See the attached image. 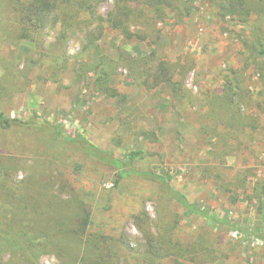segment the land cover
<instances>
[{"label": "rangeland", "instance_id": "rangeland-1", "mask_svg": "<svg viewBox=\"0 0 264 264\" xmlns=\"http://www.w3.org/2000/svg\"><path fill=\"white\" fill-rule=\"evenodd\" d=\"M100 1L96 12L107 19L117 0ZM5 3L2 31L15 28ZM165 12L150 24L132 19L128 36L98 22L72 33L58 16L37 42L0 44V111L21 121L0 130L1 228L36 241L41 226L58 231L52 213L64 206L72 216L83 208L93 223L87 239L42 232L47 247L32 251L39 264H84L86 240L102 233L129 244L117 264H264V139L236 132L239 120L224 126L222 109L208 107L209 97L226 93L264 127L257 17L223 16L209 0H173ZM163 64L170 83L143 81ZM171 83L187 93L176 96ZM77 135L126 163L138 153L125 166L131 175L120 181L117 167L67 140ZM153 174L168 177L205 215L185 208ZM149 237L168 241L157 242L159 255L147 251ZM27 249L9 247L3 264H24Z\"/></svg>", "mask_w": 264, "mask_h": 264}, {"label": "trees", "instance_id": "trees-1", "mask_svg": "<svg viewBox=\"0 0 264 264\" xmlns=\"http://www.w3.org/2000/svg\"><path fill=\"white\" fill-rule=\"evenodd\" d=\"M6 1L13 8L16 30H14L15 28H12L2 31L0 22V44L7 41L9 38L12 39V37H16L20 40H30L33 42H37L38 40H36V37L38 35H40L47 27L51 26L52 24H57H55V22L59 20L58 16H61L62 18V20L59 21H62L65 31H71L73 33L76 32L79 28L86 29L89 31L90 27L94 23L98 22V27H100V29H103L105 25H112L115 29L122 31L125 35L128 36L131 34L132 19L140 23L141 20H145L147 24H150L151 22H153V16L163 17L166 14L165 9L171 5V1L173 0H117L116 10L107 19L98 16V13L96 12V4L99 3L100 0ZM209 1L213 3L215 9L220 12V14H222L223 16H226L228 14H238L241 17L242 21H244L245 23H248L250 21L251 16H256L257 20L252 22V27L255 29L256 32H259L261 38L259 40V37L257 36L258 38L255 42V45L258 49V53L260 52L262 53V55H264V38H262L261 36V29L263 27L262 24L264 23V0ZM7 3H5V6ZM3 6L4 5L0 4V7ZM11 31L14 32L12 34H9V32ZM99 32L103 33V31ZM89 33H91V41L96 39V34L94 31H90ZM168 68V66L163 64L159 66L158 71L150 72L146 75L142 74L141 77L143 81L147 83L150 81L151 75H153L152 77H155L156 84H160L164 82V80L170 83L171 71ZM171 85L176 91V96L181 97L182 94L185 95L187 93L186 89L181 83H171ZM228 85L230 86L229 90L236 92V84L229 82ZM209 98L211 100L208 104V107L213 109L212 111L216 109H222L220 112V115H222V118L220 120L221 124H224V126L226 127H232L231 123H234L236 120H239V124L243 125V128H240V126H237L238 128L233 127L237 128L236 132L240 133V135L249 136L253 139H264V127H261L262 124H259V118H257V124V119L250 115L248 111H246L247 114L242 111V109L246 105L244 102L234 103L226 93L222 96L215 95ZM230 105H233L232 108H230ZM17 122L21 123L20 120L10 119L3 112L0 111V130L11 128ZM55 131L59 138L64 137L63 130L56 128L54 132ZM67 140L73 145H79L82 150L86 152L91 158H94L104 164L113 165L117 167L120 170V181L122 179L128 178L131 175V173L125 171V166L133 165L135 159L138 156V153L132 154L130 159L126 163L121 159H117L113 153L103 151L101 148L90 142L85 136L77 135L74 137H69ZM153 177L161 181L162 184L166 186L169 191L173 189L172 185H170L171 180L168 177L162 175L154 176V174ZM6 183L8 185V181H6ZM66 185H68V183ZM170 195H172V197H174L188 210L192 212L197 211L201 215H205L203 211L199 210L196 205L192 204L189 201L188 197L182 194L181 192L177 190H172ZM64 208L59 210V207L56 214L52 213L54 220L55 218L59 220V222H57L56 224L58 231L57 229L52 230L48 226H41L39 230L41 234H39L36 241H30V243L24 239L25 236L23 238H14L7 235V232H5L4 229H2L0 226V264H3L2 256L4 252L9 249V247H14L15 249L21 250L22 247H27V245L30 249H27L30 254L27 256L26 262L24 264H39L37 260L38 257H36L38 253L32 251L34 248H37V246L42 248L47 247L46 238L42 235V232H47L49 234L54 233V235H56L57 233H61L63 235L71 234L73 237L76 238L81 237L82 239H87V236L90 235L89 228L93 226L89 212L85 213L83 208H78L76 213H74V216H72L68 215L67 209ZM3 219L7 220L8 217L6 215H3ZM22 225L32 227L25 223H23ZM24 228L28 229L26 227ZM253 233L255 235H260V231L258 229H254ZM23 235H27V233L24 232ZM92 235V238L86 240L85 248L82 249L83 253L80 258L84 264H117L116 259L120 256V254L122 255L123 252L130 250L129 244L124 239H110L105 233L99 235ZM148 235L152 236L150 233ZM163 240L165 241V239L155 240L149 237L147 242V251L153 254L155 251L156 255H159L161 253L159 251L161 248L157 246L159 244L158 241H162L160 246L163 248L162 245H165ZM75 242L78 243L76 239ZM199 248V246H196L193 251L197 254ZM149 259H151V257H149Z\"/></svg>", "mask_w": 264, "mask_h": 264}]
</instances>
